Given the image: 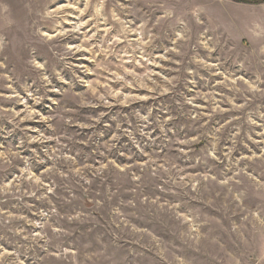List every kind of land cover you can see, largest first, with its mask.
<instances>
[{
    "label": "rangeland",
    "instance_id": "374dc122",
    "mask_svg": "<svg viewBox=\"0 0 264 264\" xmlns=\"http://www.w3.org/2000/svg\"><path fill=\"white\" fill-rule=\"evenodd\" d=\"M262 1L0 0V264H264Z\"/></svg>",
    "mask_w": 264,
    "mask_h": 264
},
{
    "label": "crops",
    "instance_id": "0c3cea01",
    "mask_svg": "<svg viewBox=\"0 0 264 264\" xmlns=\"http://www.w3.org/2000/svg\"><path fill=\"white\" fill-rule=\"evenodd\" d=\"M259 6H261V7H264V3L263 4H261V5H259ZM257 35H259L258 33H257ZM258 37V36H257Z\"/></svg>",
    "mask_w": 264,
    "mask_h": 264
},
{
    "label": "trees",
    "instance_id": "16d2710c",
    "mask_svg": "<svg viewBox=\"0 0 264 264\" xmlns=\"http://www.w3.org/2000/svg\"><path fill=\"white\" fill-rule=\"evenodd\" d=\"M263 3H264V0L261 3H259L258 5L263 4Z\"/></svg>",
    "mask_w": 264,
    "mask_h": 264
}]
</instances>
